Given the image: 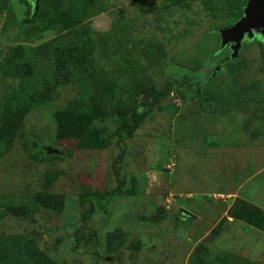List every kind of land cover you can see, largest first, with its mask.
Wrapping results in <instances>:
<instances>
[{"label":"rangeland","instance_id":"rangeland-1","mask_svg":"<svg viewBox=\"0 0 264 264\" xmlns=\"http://www.w3.org/2000/svg\"><path fill=\"white\" fill-rule=\"evenodd\" d=\"M79 1L0 0V250L22 242L14 264H264V42L214 58L247 0ZM71 32L93 97L26 88L35 49ZM177 68L201 70L204 91ZM46 193L63 197L47 208Z\"/></svg>","mask_w":264,"mask_h":264},{"label":"trees","instance_id":"trees-1","mask_svg":"<svg viewBox=\"0 0 264 264\" xmlns=\"http://www.w3.org/2000/svg\"><path fill=\"white\" fill-rule=\"evenodd\" d=\"M74 1L78 10L85 12L89 9L85 3L79 0ZM74 38L71 32L68 33V35L54 39L50 43L40 45L35 49L34 52L36 55L30 61H26L27 67H23L21 71L23 74L21 78L26 88H36V86H38L43 89L42 94H49L52 85L55 83L56 85H62L63 89L69 85H74L78 90L74 102L85 101L93 97V94L88 92L90 90L89 82L92 77V75L86 71L87 67H89L88 62H86L85 58L81 55L83 51L82 44L78 47V44H74L75 42H73ZM69 42L71 45L66 47V43ZM248 42L250 41H244L243 47ZM228 54H230V49L226 47L218 51L214 55V58L218 56V58L222 60L223 57ZM234 59L226 60L223 67H225L227 62H232ZM65 60L67 63H65ZM176 74L180 80L186 79L189 82L196 83L200 91H204L206 80L201 70L177 68ZM170 86V84H167L164 89H159L154 92L162 93L165 96L169 95L171 90ZM124 135L125 132L119 131L117 134L113 135V139L120 140ZM62 197V195L52 193L42 195L43 203L47 208H53L55 203L59 202ZM1 249L0 261L5 258V260L14 264L17 263L23 254L25 246L20 242L16 246H11L9 252H6L4 248ZM48 263H50V261H48Z\"/></svg>","mask_w":264,"mask_h":264},{"label":"water","instance_id":"water-1","mask_svg":"<svg viewBox=\"0 0 264 264\" xmlns=\"http://www.w3.org/2000/svg\"><path fill=\"white\" fill-rule=\"evenodd\" d=\"M219 34L220 49H230L222 63L238 57L244 41L260 38L264 42V0H247L243 15L231 26L220 29Z\"/></svg>","mask_w":264,"mask_h":264},{"label":"flooded vegetation","instance_id":"flooded-vegetation-1","mask_svg":"<svg viewBox=\"0 0 264 264\" xmlns=\"http://www.w3.org/2000/svg\"><path fill=\"white\" fill-rule=\"evenodd\" d=\"M254 40H255V39H254ZM227 48H228V47H227ZM228 55H229V54H228ZM228 55H225V56H228ZM225 56H224V57H225ZM224 57H223V58H224ZM223 63H224V62H223ZM221 64H222V61H221Z\"/></svg>","mask_w":264,"mask_h":264}]
</instances>
